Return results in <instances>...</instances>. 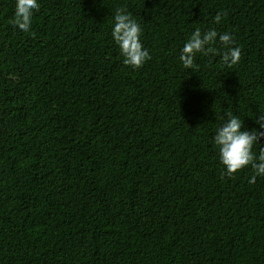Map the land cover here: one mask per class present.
I'll return each mask as SVG.
<instances>
[{
	"label": "trees",
	"instance_id": "obj_1",
	"mask_svg": "<svg viewBox=\"0 0 264 264\" xmlns=\"http://www.w3.org/2000/svg\"><path fill=\"white\" fill-rule=\"evenodd\" d=\"M14 4L0 0V264H264V177H229L213 144L226 113L251 130L264 112V0H39L34 35ZM118 9L151 56L136 70L111 37ZM197 28L230 33L238 64L217 40L185 69Z\"/></svg>",
	"mask_w": 264,
	"mask_h": 264
},
{
	"label": "clouds",
	"instance_id": "obj_2",
	"mask_svg": "<svg viewBox=\"0 0 264 264\" xmlns=\"http://www.w3.org/2000/svg\"><path fill=\"white\" fill-rule=\"evenodd\" d=\"M39 0H15L14 4V26L22 34L34 35L32 32V20L39 11ZM214 22H221V15L217 14ZM141 25L123 9L115 11L112 20L111 37L119 49V55L126 67L133 70L141 68L151 59L149 51L141 42ZM219 40L226 49L221 55L223 64L232 67L238 64L241 57V49L234 46V37L225 32L218 34L215 29L202 32L195 29L187 42L181 49L179 60L185 69L193 66L197 53L203 55H216L217 49L211 45ZM226 118L215 130L213 144L219 152V163L225 174L229 177L239 173L241 170L251 166L253 175L250 183H255L258 177H264V148H260L257 157L253 149L264 140V112L253 119L256 127L251 130L244 128V120L232 113H226Z\"/></svg>",
	"mask_w": 264,
	"mask_h": 264
}]
</instances>
